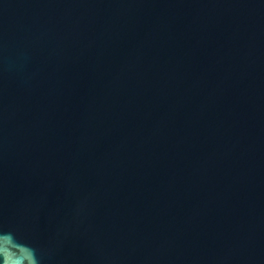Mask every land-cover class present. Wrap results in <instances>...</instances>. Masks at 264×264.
Listing matches in <instances>:
<instances>
[{"label":"water","instance_id":"1","mask_svg":"<svg viewBox=\"0 0 264 264\" xmlns=\"http://www.w3.org/2000/svg\"><path fill=\"white\" fill-rule=\"evenodd\" d=\"M0 264H264V0H0Z\"/></svg>","mask_w":264,"mask_h":264}]
</instances>
